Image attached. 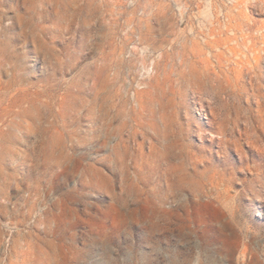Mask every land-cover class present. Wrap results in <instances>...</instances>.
<instances>
[{"label": "rangeland", "instance_id": "1", "mask_svg": "<svg viewBox=\"0 0 264 264\" xmlns=\"http://www.w3.org/2000/svg\"><path fill=\"white\" fill-rule=\"evenodd\" d=\"M0 264H264V0H0Z\"/></svg>", "mask_w": 264, "mask_h": 264}, {"label": "bare ground", "instance_id": "2", "mask_svg": "<svg viewBox=\"0 0 264 264\" xmlns=\"http://www.w3.org/2000/svg\"><path fill=\"white\" fill-rule=\"evenodd\" d=\"M173 169V168H172ZM170 171V170H169ZM180 181V180H179ZM182 182H183V178H182ZM182 182H180V183H182Z\"/></svg>", "mask_w": 264, "mask_h": 264}]
</instances>
